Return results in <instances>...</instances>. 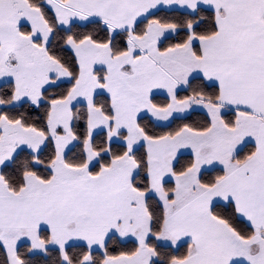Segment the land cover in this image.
Masks as SVG:
<instances>
[{
  "label": "snow or ice",
  "instance_id": "obj_1",
  "mask_svg": "<svg viewBox=\"0 0 264 264\" xmlns=\"http://www.w3.org/2000/svg\"><path fill=\"white\" fill-rule=\"evenodd\" d=\"M0 264H264V0H0Z\"/></svg>",
  "mask_w": 264,
  "mask_h": 264
}]
</instances>
